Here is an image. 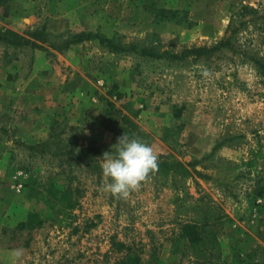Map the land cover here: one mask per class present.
Masks as SVG:
<instances>
[{"label": "rangeland", "instance_id": "374dc122", "mask_svg": "<svg viewBox=\"0 0 264 264\" xmlns=\"http://www.w3.org/2000/svg\"><path fill=\"white\" fill-rule=\"evenodd\" d=\"M1 27L30 42L0 43V264H264V0H4ZM114 116L180 163L127 199Z\"/></svg>", "mask_w": 264, "mask_h": 264}, {"label": "clouds", "instance_id": "9594fccd", "mask_svg": "<svg viewBox=\"0 0 264 264\" xmlns=\"http://www.w3.org/2000/svg\"><path fill=\"white\" fill-rule=\"evenodd\" d=\"M100 160L101 188L117 199H127L138 191L150 175L158 171V154L139 137L126 133L117 137L111 151L104 152Z\"/></svg>", "mask_w": 264, "mask_h": 264}, {"label": "trees", "instance_id": "16d2710c", "mask_svg": "<svg viewBox=\"0 0 264 264\" xmlns=\"http://www.w3.org/2000/svg\"><path fill=\"white\" fill-rule=\"evenodd\" d=\"M2 3H4V0H0V4H2ZM35 36H38V35H35ZM92 39H98L100 43L106 44L112 50L125 49L123 47H119V45H117V43H115L113 41V39H111L109 37H105V36L101 35L100 33L91 32V31H88V32L80 31V32L76 33L73 36V38L68 42V45H70L71 43H79V42H83L85 40H92ZM29 42H30V40L28 38H26L24 35H21L20 33L12 30L10 28H5V27L0 28V43H2L4 45H10V46H16V47L19 46L20 47V46L28 44ZM128 49L131 50L130 48H128ZM192 51L199 53L202 51V49L198 48V49H193ZM140 52L143 54L152 55V56H163L167 53V51H164L163 53H156L153 50H147V49H143ZM203 52H204V49H203ZM111 124H113V127L111 129L114 130L115 132L117 130H120L121 133H123V134L126 133L130 138L133 137V135H134L133 134V130H134L133 127L134 126H131L130 124H125L123 122L120 129H118L119 119L117 116L111 117ZM91 149H93V148L92 147L86 148V150H91ZM179 164L178 163L171 164V163H168L167 161L158 162V171H165L167 169V167H169L171 165H174L176 167ZM186 173H187V171H186V169H184V174H186ZM200 229L201 230H199L195 225L189 224V223L186 224L184 227V230H185L186 234L190 237V241L192 243H198L201 240L200 238L203 236L204 229L203 228H200Z\"/></svg>", "mask_w": 264, "mask_h": 264}]
</instances>
